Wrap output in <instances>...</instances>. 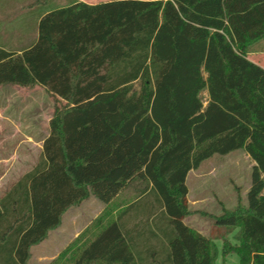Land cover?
Returning <instances> with one entry per match:
<instances>
[{"label":"trees","instance_id":"16d2710c","mask_svg":"<svg viewBox=\"0 0 264 264\" xmlns=\"http://www.w3.org/2000/svg\"><path fill=\"white\" fill-rule=\"evenodd\" d=\"M263 38L264 0H75L39 19L29 47H0V87L39 86L56 101L39 163L0 198V264H28L70 207L133 186L122 213L154 221L166 241L152 264H217L213 238L222 257L264 264V68L248 58ZM238 150L255 163L246 205L213 217L236 231L231 244L183 223L186 178ZM147 240L111 221L68 262L135 264Z\"/></svg>","mask_w":264,"mask_h":264},{"label":"rangeland","instance_id":"374dc122","mask_svg":"<svg viewBox=\"0 0 264 264\" xmlns=\"http://www.w3.org/2000/svg\"><path fill=\"white\" fill-rule=\"evenodd\" d=\"M72 1L75 0H0V46L12 51L29 47L37 38L40 17L58 7L67 6ZM76 1L95 4L111 0ZM260 50L264 51V38L252 44L250 53ZM248 58L254 61L258 59L264 65L263 55L250 54ZM203 76L205 77L204 73ZM200 98L205 107L208 101L206 90L200 93ZM55 104L54 97L39 86L0 87V198L39 163L42 143L49 133V121ZM254 165V161L244 150H238L226 156L214 155L205 160L197 170L191 171L186 181L188 209L191 213L186 217V222L205 236L221 235L231 244H236L234 239L236 231L227 235L226 230L214 226L213 217L220 215L223 208L233 209L238 203L246 205V193L250 187ZM135 199L133 186L124 190L108 205L91 196L70 207L61 218L57 236L61 235L63 239L62 233L66 235L70 233L71 243L59 253L48 252V245L54 239L53 235L50 237V243L31 247L28 264H51L54 260L40 261L39 257H56L62 253L66 257V262L60 259L57 264H70L69 262L76 259L79 250L93 239L99 228L112 221L113 213H122ZM147 200L153 202L152 198ZM127 219L125 221L129 229L134 225L140 228L142 226L148 238L147 243L135 249V264H152L154 259L163 260L166 241L156 230L154 221H147L142 214L135 211H130ZM98 221L101 223L100 226L97 224ZM151 232H155L157 237H150ZM212 240L219 252L217 264L223 262L238 264V257L235 254L222 257L221 239ZM151 251L156 252L153 257L149 255Z\"/></svg>","mask_w":264,"mask_h":264},{"label":"crops","instance_id":"0c3cea01","mask_svg":"<svg viewBox=\"0 0 264 264\" xmlns=\"http://www.w3.org/2000/svg\"><path fill=\"white\" fill-rule=\"evenodd\" d=\"M89 4V3H88ZM95 4H97V3H95ZM61 7H64V6H61ZM58 8H60V7H58ZM46 13H48V12H46ZM45 13V14H46ZM44 14V15H45ZM42 17V16H41ZM40 17V18H41ZM1 47V46H0ZM253 55V54H257V55H260V56H264V51H262V50H260V51H257V52H253V53H249L248 55ZM250 59V58H249ZM251 61H253L254 63H256V64H258L259 66H261L262 68H264V65L263 64H261L259 61H258V59H257V61H254V60H252V59H250ZM49 134V133H48ZM48 136V135H47ZM192 171H194V170H192ZM191 172V171H190ZM189 172V173H190ZM188 173V174H189ZM187 177H188V175H187ZM186 181H187V178H186ZM187 198H188V193H187ZM187 201H188V199H187ZM127 218H129V213H113V215H112V221H118V224L120 225V226H122V228L124 229V230H128L129 229V225H128V223H126V221H125V219H127ZM128 220V219H127ZM183 223L185 224V225H187L188 227H190V228H192V229H194L195 231H197L198 233H200V234H202V235H204L203 233H201L199 230H197V229H195L194 228V226L193 225H189L187 222H186V217L183 219ZM57 232H59V228H57V229H55V230H52V231H50L49 233H48V236H47V239L45 240V241H43L42 243H40V244H38V245H36V246H33V247H40L41 245H43V244H45V243H47V242H49V240H50V237L51 236H53L54 235V239H53V241H52V243H50L49 245H48V252H57V253H59V252H61V251H64L65 249H66V247L71 243V239H70V237H71V234L70 233H68L67 235L66 234H64V233H62V236H63V239L61 238V235L60 236H57ZM60 234V233H59ZM205 236V235H204ZM70 239V240H69ZM32 247V248H33ZM59 254H57L56 255V257L58 256ZM55 256H41V257H39V260L40 261H45V260H48L49 262H51V261H53L55 258H56ZM64 262H66V257L64 258Z\"/></svg>","mask_w":264,"mask_h":264}]
</instances>
